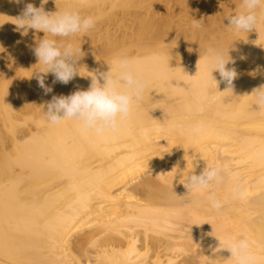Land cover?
<instances>
[{
  "label": "bare ground",
  "instance_id": "bare-ground-1",
  "mask_svg": "<svg viewBox=\"0 0 264 264\" xmlns=\"http://www.w3.org/2000/svg\"><path fill=\"white\" fill-rule=\"evenodd\" d=\"M168 1L48 0L46 12L96 22L54 37L83 52L79 75L53 84L48 73L53 91L45 94L33 51L45 33L15 24L41 0H0V264H234L219 240L242 238L264 258V109L251 95L264 85V11L255 30L235 32L227 18L242 0L218 8L174 0L175 9ZM109 21L119 32L105 28ZM209 48L234 61L232 91L218 71V85L208 74ZM121 56L146 87L117 129L97 134L76 120L46 119L52 96L87 90L91 72ZM217 163L221 182L188 191L190 175Z\"/></svg>",
  "mask_w": 264,
  "mask_h": 264
},
{
  "label": "clouds",
  "instance_id": "clouds-1",
  "mask_svg": "<svg viewBox=\"0 0 264 264\" xmlns=\"http://www.w3.org/2000/svg\"><path fill=\"white\" fill-rule=\"evenodd\" d=\"M10 2L20 4L22 0ZM47 2L48 0H41L40 7L28 3L15 18L17 30L22 29L23 34H27L28 29L45 33L33 49L39 63L44 66L37 72L36 78L45 94L53 91V88L45 83L48 73L55 77L53 84H67L79 75L77 57L83 52L73 43L58 42L54 37L67 38L88 32L96 22L94 17L81 16L77 11L46 12L43 5ZM241 9L227 18L228 26L235 32L255 30L258 10L264 11V0H242ZM192 23L194 28L202 27L198 20L194 19ZM204 60L208 65V74L215 84L218 85L219 82L212 75L214 70L219 72L221 81L226 84L225 91H232L237 71L234 67H227L228 64L234 63L230 56L226 58L220 51L209 48ZM197 67L199 70V61ZM91 73V83L87 90L78 89L69 95H54L46 102L44 115L51 124L58 125L66 120H76L83 129L101 134L106 130L117 129L131 115L134 104L142 99L146 87L144 80L136 74L132 60L121 56L108 71ZM251 95L255 96L257 107L264 109V85L254 89ZM190 131L192 134H198L200 129L194 126ZM223 172L224 168L219 163L207 165L199 175H190L185 187L188 191L206 189L213 183L221 182ZM212 206L219 208L221 204L213 199ZM219 248L230 251L229 260L234 264H264V258L252 251L247 238L219 240Z\"/></svg>",
  "mask_w": 264,
  "mask_h": 264
},
{
  "label": "rangeland",
  "instance_id": "rangeland-1",
  "mask_svg": "<svg viewBox=\"0 0 264 264\" xmlns=\"http://www.w3.org/2000/svg\"><path fill=\"white\" fill-rule=\"evenodd\" d=\"M189 2H190V6L191 7H194V8H196V7H200L201 6V4H200V0H189ZM215 2H216V5H217V8L220 6V5H227L228 3V0H215ZM168 4L170 5V7L172 8V9H175L176 7H174V5L176 6V4H175V1L174 0H169L168 1ZM174 4V5H173ZM156 4L154 3V6H155ZM172 5V6H171ZM160 5H157V6H155V8H154V10L157 12H159V10H160V12L159 13H161L162 11V6H160V9L158 8ZM159 10H158V9ZM157 9V10H156ZM156 13V14H159V13ZM177 22L178 21H180L182 24H184V25H188L189 23H190V21H192V19H175ZM200 20V21H199ZM198 21L201 23V19H198ZM108 22V21H107ZM107 22H103L102 23V25L100 24V26L101 27H103L102 28V30L103 29H105V28H108L109 30H112V31H117L118 29H117V25H116V22L115 21H109V24L107 23ZM112 22V23H111ZM114 22V23H113ZM104 23H107V24H105L106 25V27H105V25H104ZM105 27V28H104ZM111 28V29H110ZM117 29V30H116ZM95 34H97V33H99V32H97V29H94V30H92ZM100 31H101V28H100ZM104 31V30H103ZM117 32H119V30L117 31ZM98 35V34H97Z\"/></svg>",
  "mask_w": 264,
  "mask_h": 264
}]
</instances>
